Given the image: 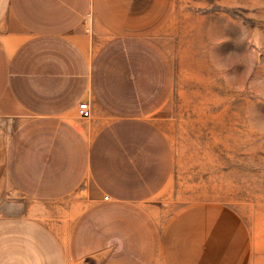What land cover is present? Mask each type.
Wrapping results in <instances>:
<instances>
[{"label":"crops","instance_id":"1","mask_svg":"<svg viewBox=\"0 0 264 264\" xmlns=\"http://www.w3.org/2000/svg\"><path fill=\"white\" fill-rule=\"evenodd\" d=\"M159 4L0 0V264H225L217 220L165 200L169 82L145 79Z\"/></svg>","mask_w":264,"mask_h":264},{"label":"rangeland","instance_id":"2","mask_svg":"<svg viewBox=\"0 0 264 264\" xmlns=\"http://www.w3.org/2000/svg\"><path fill=\"white\" fill-rule=\"evenodd\" d=\"M167 1L145 74L169 82L155 114L175 161L165 200L217 220L208 246L223 263L264 264V0Z\"/></svg>","mask_w":264,"mask_h":264},{"label":"built area","instance_id":"3","mask_svg":"<svg viewBox=\"0 0 264 264\" xmlns=\"http://www.w3.org/2000/svg\"><path fill=\"white\" fill-rule=\"evenodd\" d=\"M78 115L79 117L84 119H88L91 117V108L88 102H84L79 105Z\"/></svg>","mask_w":264,"mask_h":264}]
</instances>
